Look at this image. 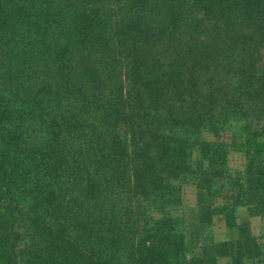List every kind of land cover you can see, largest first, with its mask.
Wrapping results in <instances>:
<instances>
[{"label":"trees","instance_id":"16d2710c","mask_svg":"<svg viewBox=\"0 0 264 264\" xmlns=\"http://www.w3.org/2000/svg\"><path fill=\"white\" fill-rule=\"evenodd\" d=\"M183 1L0 0V264H187L158 211L235 123L264 217V0H193L185 43Z\"/></svg>","mask_w":264,"mask_h":264},{"label":"rangeland","instance_id":"374dc122","mask_svg":"<svg viewBox=\"0 0 264 264\" xmlns=\"http://www.w3.org/2000/svg\"><path fill=\"white\" fill-rule=\"evenodd\" d=\"M193 0H184V4L179 9L181 14V31H184L183 35L180 36L182 41H189V29L188 25L191 19L200 18V15L196 12V9L190 8ZM213 22L205 21V27L211 29ZM186 30V31H185ZM180 31V32H181ZM213 31V30H212ZM210 32L212 35L213 32ZM189 44V43H187ZM168 56V54H165ZM127 61L123 60L121 68L125 70ZM264 66V51H261V59L258 61L256 67L257 70H264L262 68ZM259 68V69H258ZM123 70V71H124ZM199 139L202 142L209 143H223L228 146V154H227V168H228V176L226 178L214 180L212 183V188L209 193L205 191H200L203 195H205L213 206L216 208H220L221 206L231 208L232 212L238 213L242 208L247 207L250 209L251 213H257L261 217V222L256 224V230H254V235L257 238V247L262 250V263L264 264V217H262L261 212L259 210V200H260V180L256 177H249L245 172V162L246 155L244 152L245 149V136L244 133L240 130V125L235 123L230 127H226L222 131H219L217 135L209 131H202ZM256 149L263 153L264 155V139L258 140L256 144ZM191 162L194 167L202 171L205 169L206 165L202 162L196 151L193 150L191 152ZM189 186H194L193 184H183L181 185V194L184 191L186 197L189 196ZM195 187V186H194ZM237 201L243 202L242 204H237ZM191 203L189 202V205ZM242 205V206H241ZM183 205L181 204V199L179 202L166 206L165 208L159 210V217L164 218H172L177 220L178 222L175 225V228L178 233L185 232L186 238L187 233L189 232V236L199 233L203 236L204 240L208 239L207 231L209 230L208 225L206 224H193L187 223L183 216ZM254 210V211H253ZM193 213V211H192ZM197 235V234H196ZM197 238V236H194ZM191 239V238H190ZM185 244L188 248L187 260L192 258L195 254L194 246H192L189 240V246L187 245V239H185ZM255 250H252V253ZM254 257V256H253ZM255 264L256 261H253Z\"/></svg>","mask_w":264,"mask_h":264},{"label":"crops","instance_id":"0c3cea01","mask_svg":"<svg viewBox=\"0 0 264 264\" xmlns=\"http://www.w3.org/2000/svg\"><path fill=\"white\" fill-rule=\"evenodd\" d=\"M189 193V198L184 191L181 194L183 216L187 223L208 225L209 237L204 240L200 232L193 237L187 233V245L190 240L195 251L187 264H254L253 261L263 264L262 250L257 247L254 235L256 224L261 222L257 213H251L247 207L238 213L230 207L216 208L194 186H189ZM252 250L255 251L252 253Z\"/></svg>","mask_w":264,"mask_h":264}]
</instances>
